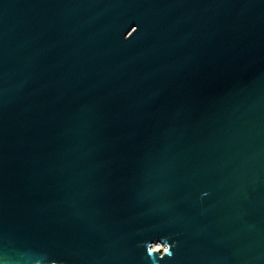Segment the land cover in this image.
<instances>
[{
  "label": "water",
  "instance_id": "obj_1",
  "mask_svg": "<svg viewBox=\"0 0 264 264\" xmlns=\"http://www.w3.org/2000/svg\"><path fill=\"white\" fill-rule=\"evenodd\" d=\"M0 264H264V0H0Z\"/></svg>",
  "mask_w": 264,
  "mask_h": 264
},
{
  "label": "rangeland",
  "instance_id": "obj_2",
  "mask_svg": "<svg viewBox=\"0 0 264 264\" xmlns=\"http://www.w3.org/2000/svg\"><path fill=\"white\" fill-rule=\"evenodd\" d=\"M154 248H158V249H160V248H161V249H162V248H164V246H161V245H160V246H159V245H156V246H154Z\"/></svg>",
  "mask_w": 264,
  "mask_h": 264
},
{
  "label": "built area",
  "instance_id": "obj_3",
  "mask_svg": "<svg viewBox=\"0 0 264 264\" xmlns=\"http://www.w3.org/2000/svg\"><path fill=\"white\" fill-rule=\"evenodd\" d=\"M159 246H160V245H159ZM152 248H154V246H153ZM155 249H158V248H155ZM162 249H164V248H162Z\"/></svg>",
  "mask_w": 264,
  "mask_h": 264
}]
</instances>
